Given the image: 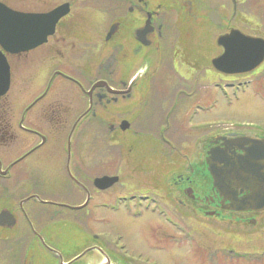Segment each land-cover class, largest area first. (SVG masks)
I'll return each instance as SVG.
<instances>
[{
	"label": "flooded vegetation",
	"instance_id": "flooded-vegetation-1",
	"mask_svg": "<svg viewBox=\"0 0 264 264\" xmlns=\"http://www.w3.org/2000/svg\"><path fill=\"white\" fill-rule=\"evenodd\" d=\"M203 1L205 3L197 7L195 0H183L178 6L181 14L177 16L191 18L193 23L194 19H199L198 15H204L205 21L202 17L201 19L203 25L207 27V22L211 24L209 13L213 11L220 18L219 25L212 26L216 27L219 36L228 34L231 30H238L246 36L264 41L263 35L252 33V29L255 31L259 29L255 17L252 14L247 15L243 11L245 7L240 8L243 5L241 2L246 0ZM121 2L123 3V0H109V5L114 9L109 10V19L112 21H115L113 18L118 16L117 10L123 7ZM0 3L12 11L34 15H45L64 4H67L70 9V3H62L46 12H32L11 8L1 1ZM157 4L152 5L150 1L149 5L147 0H137V3L130 4L126 14L119 15L118 22L111 23L104 36L106 51L110 52L115 50V47H121L122 55L128 60L124 64L140 65V72L137 71L134 76H131L128 83L119 80L120 87H115L110 81L109 78L114 79L117 73L115 69L108 70L116 62L114 55L110 56V62L104 67L109 71L108 78L91 82L87 89L80 81L56 69L50 75L45 89L22 110L15 124L1 117L0 149L3 150L5 142L10 144L18 139V133L31 136L36 141L8 162L4 153L0 151V179L9 180L10 172L18 165L32 161L33 163L27 168L30 171L29 175L41 176L45 181L42 182L43 185H37L33 179L30 186L38 189H24V185L20 184L21 174L14 177L11 183L0 185V214H2L0 264H163L156 259L133 254L127 250L122 234L92 231L93 224L107 223L105 217L101 218L102 216L97 215L98 210L112 214V217L116 214H124L129 220L139 219L145 215L153 216L160 222V227L155 230L158 242L168 241L176 246L183 243L188 246V252L207 264H264L263 249L235 247V244L250 242V235L254 236L253 234L260 229L264 232V211L233 209L231 203L213 188L206 164L207 152L223 144L221 138L245 137L264 142V123L241 122L236 126L222 123L211 126L207 125L206 121L193 122L196 117L193 112L196 104H203L192 102V104L177 107V102H174L169 109L172 108L173 119L171 120V114L166 116L169 112L166 108V114L160 117L163 125L160 126L159 133L152 131L156 136L150 133L146 134L147 136H141L144 140H148L149 145H152L144 151L149 152L145 156V161L142 160L143 154L137 155L135 161L125 166L122 175L114 172L113 175H94L86 180L82 178V171L73 169L74 134L86 118L95 117L96 107L103 104L110 105L122 99L131 100L132 97L139 102L149 93L151 97V93H156L151 90L152 87H156L151 81L156 80L158 83L160 79L162 80V76L157 72L162 66H165L176 79L192 82L191 90L197 83L202 82L207 73L205 66L203 67L205 69L197 76L196 65L179 64L178 61L179 55L189 56L186 50L188 52L194 50L196 41L205 44V41L199 39L195 32L200 28L207 33V29L204 26L195 27L193 24L187 26V30L184 27L174 26L176 25L172 20L174 15L161 13ZM68 15L55 24L53 33L46 35L41 45L28 52L4 53L9 66V59L20 58L34 50H40L48 43H52L51 40H53L52 45L55 46L56 56L59 55L61 60L64 58L68 60L70 55L68 45L71 42L67 35V27L63 33L57 35L58 30L63 27L62 22ZM164 22L167 24L165 25ZM34 27L37 29L32 31L30 28L31 31L27 34L10 31L11 36L14 38L16 34L21 35L22 39L41 40L44 38L42 32L49 29L45 21ZM97 27L98 30L94 28L90 30L97 34L94 38L98 39L100 32L99 26ZM2 37L0 40L9 47L21 46L24 41H13V39L8 41L4 40V35ZM164 45L173 53L168 54L169 65L164 61ZM174 49L177 51H173ZM0 50H2L1 45ZM218 55L220 54L216 57ZM263 65L264 60L256 69L262 68ZM58 78L79 88L82 97L86 98V108L79 113L72 112V115H76L72 121L67 119V107L62 106L59 100L55 102L51 98L52 84ZM232 80L235 79L229 77L226 81ZM97 81L105 82L113 92L107 91L106 88L92 89ZM189 93L186 94L187 98ZM156 95L152 97H157ZM164 105L163 103V107ZM131 108L141 112L138 115L140 117L144 115L143 109H151L147 111L148 113H152L154 109L153 104H149L145 108L139 105H125L118 107V110L126 115L134 113ZM161 111L163 114V109ZM32 112L40 117L39 126L30 120L29 125H25L28 115ZM125 126H128V123L124 121L122 126H119L120 131H127ZM185 126L188 135L186 138L180 132H184ZM171 127L172 132H170ZM149 139L153 141L150 142ZM52 140L55 142L54 145H51ZM156 143L162 147L160 152L155 151ZM152 153H158L166 163L163 169L164 175L160 177L162 185H159L155 192L122 193L111 190L120 177L134 175L128 172L129 170L136 168L144 172L146 169L155 168ZM175 155L182 158L181 165L173 162ZM145 162L151 165L144 167ZM32 172L36 174L31 175ZM105 177L116 178V182L110 186L105 184V187L96 185V180ZM107 190H111L114 196L109 195L110 198L107 196L108 200H105L107 197L104 194ZM164 193L167 198L163 197ZM104 197L105 199H102ZM108 220L114 221L112 218ZM172 229L177 231L176 234L168 231ZM230 241L233 242L232 248L228 247Z\"/></svg>",
	"mask_w": 264,
	"mask_h": 264
},
{
	"label": "rangeland",
	"instance_id": "rangeland-1",
	"mask_svg": "<svg viewBox=\"0 0 264 264\" xmlns=\"http://www.w3.org/2000/svg\"><path fill=\"white\" fill-rule=\"evenodd\" d=\"M9 7L32 12H46L53 9L54 7L62 3H70V12L62 22V28L58 30V34L64 32L67 27V35L69 36V57L68 60L64 58L61 60L59 55L56 56L54 53L55 46L52 43H48L40 50H34L29 52L25 56L20 58L9 59L10 63V87L9 91L4 97L0 99V120L1 117L4 120L12 121L13 124L19 119V115L22 110L32 102V100L40 94L46 87V84L53 71L60 70L67 75L80 81L85 89H87L91 82L100 79H107L109 72L108 70L115 69L116 77L110 79L114 83L115 87H120L119 80L129 82L131 76H134L139 70V66L124 64L128 60L124 58L121 52V47H115V50L110 52L106 51V43L104 42V36L108 30V27L113 22H118L119 15L123 16L126 14L130 4L137 3V0H123L122 8L117 10L115 21L109 19V10L112 6L109 5V0H0ZM118 1V0H117ZM150 5H158L161 13H171L174 15L173 23L174 26L184 27L187 30V26L193 24L195 27H202L204 15H198L199 18L194 19L191 23V18L177 16L181 14V10H178V6L182 4L183 0H147ZM197 7L205 2L201 0H195ZM211 3V1H210ZM243 5L240 8L245 7L243 11L248 14H252L258 22L259 29L255 31L252 29L253 34H260L264 36V1L263 0H246L241 2ZM214 5V4H213ZM117 7V3H116ZM211 8V7H210ZM112 9L111 11H113ZM242 10V9H241ZM120 13V14H119ZM99 16V17H98ZM179 18V19H178ZM204 20V18H203ZM205 21V20H204ZM166 25L167 23L164 22ZM99 26V37L90 29L94 28L98 30ZM205 29L208 30V34L212 28L211 24H208ZM184 34V32H181ZM198 38L203 40L205 35V44L201 41H196L194 51L200 55L202 61L197 59L194 65L195 73L198 74L203 71V65L206 62V67L209 62L208 52L213 48V44L207 40V33L203 29H198L195 32ZM56 35V36H57ZM186 35V34H185ZM208 41V43H207ZM119 42V41H118ZM130 45V43H129ZM131 46V45H130ZM165 48V45L163 46ZM134 49V48H133ZM180 50V49H178ZM173 51H177L174 49ZM181 51V50H180ZM165 55V64L168 63V54H173L169 49L163 50ZM178 53V52H177ZM116 57L114 66L108 70L104 67L110 62V56ZM131 56V55H130ZM65 62V63H64ZM170 64V60L168 65ZM162 66V65H161ZM129 68V69H128ZM159 68V67H158ZM200 70V71H199ZM159 75L162 76L160 81L152 80L151 83L156 85L155 88H151L152 92L158 93V95L150 93L145 96L142 101L131 98V100H119L116 103L110 105L98 106L95 108V117L86 118L76 130L74 134V140L72 143L73 151V169L82 171V178H92V176H103L113 175L114 172L117 174H123L125 166L135 161L137 155H144L143 161L146 160L148 153H145V149L151 148L147 139H143L141 136L149 133L153 136L163 123H161L160 117L166 114V108L169 110L173 106L174 102H177V107L181 105H188L192 102L201 103L206 106L205 112H198V115L193 122L201 121H229L238 123L239 121L264 123V65L260 69H256L253 73H244L237 77L233 81L248 80L251 82L246 93L240 95L239 100H236L235 94L232 90L225 93L220 92L215 84L221 82H228L224 79H219L218 75L213 71H208L202 79V82L197 83L196 87L191 90L192 82L182 81L180 78L176 79L171 72L162 66L157 70ZM181 73V72H180ZM158 75V76H159ZM122 77V79H119ZM249 82V83H250ZM191 88V89H190ZM179 90V91H178ZM191 90V91H190ZM150 92V91H149ZM189 93L188 98L186 97ZM157 97H152V96ZM159 96V97H158ZM51 98L56 102L59 100L62 102V106L67 108V119L72 121L76 115H72V112L77 111L79 113L82 109L87 106L86 98L82 97V94L76 86L66 80L56 79L52 84ZM192 100V101H191ZM194 100V101H193ZM163 103L165 104L163 107ZM149 104H153L154 109L152 113H148L151 109H143V117L138 116L141 112H137V109L125 115L118 107L125 105H139L147 107ZM190 104V105H191ZM184 106V107H185ZM160 108V109H158ZM163 109V114L162 110ZM167 110V111H168ZM156 111H159L158 113ZM188 109L185 111V115ZM76 113V114H77ZM135 116H134V115ZM171 114V120L173 119L172 108L167 112V115ZM27 118L25 125H29L28 121L35 123L39 126V116L37 113L32 112ZM137 116V117H136ZM127 122L128 126L123 132L120 131L119 126ZM171 122V121H170ZM113 128V129H112ZM187 127H184V132L180 131L183 137H188L186 134ZM172 127L170 132H172ZM18 139L8 144L5 142L3 150L6 161H10L20 152L26 150L36 140L28 135L18 133ZM17 135V134H16ZM158 135V134H157ZM178 138L180 136L178 134ZM64 139V138H63ZM61 139V140H63ZM127 140L124 142V140ZM60 142V140H57ZM150 142L153 140L149 139ZM54 140L51 141V145H54ZM187 143H190L187 141ZM6 145V146H5ZM162 147L156 143V152H160ZM153 161L155 162V168L146 169L144 172L135 169H131L128 172H132L134 175H126L120 177L118 182L111 187V190L115 192H145V191H156L159 185H162L161 175H164V158L160 157L158 153H152ZM35 159V158H34ZM38 159V158H36ZM34 161V160H33ZM36 161V160H35ZM173 162L182 164V158L175 155ZM33 162L22 163L18 165L15 170L10 172L11 176L9 180H1V184H8L12 182L14 177L20 176V184L24 185V189L29 188L31 190L38 189L30 186L35 179V184H42L45 181L41 176H30L28 165ZM37 163V162H36ZM151 164L145 162L144 167H149ZM143 168V167H142ZM116 169V170H115ZM28 173V175L26 174ZM36 172H32V174ZM34 177V178H33ZM58 179V178H57ZM111 190H107L104 195L114 196ZM28 193V192H27ZM44 196H47L44 194ZM108 197L105 200H108ZM164 198H167L166 193L163 194ZM110 198V197H109ZM98 216L105 217L107 223L99 222L93 224L91 230L95 232L106 231L111 234H122L124 241L127 244V250L133 254H140L147 256L151 259H156L158 262L163 264L177 263V264H207L198 260L193 253L188 252V246L181 243L180 245H172L168 241L158 242L155 234L157 227H160V222L157 218L145 215L139 219H128L124 214H116L112 217L105 211L98 210ZM99 218V220H102ZM109 218L114 221L108 220ZM264 230V229H263ZM171 233L176 234V230H168ZM259 234V235H258ZM250 235V242H243L235 244V247H241L243 249H256L260 248L264 250V232L260 231ZM258 235V236H257ZM261 235V236H260ZM230 247L232 245L229 242ZM234 246V245H233ZM232 248V246H231Z\"/></svg>",
	"mask_w": 264,
	"mask_h": 264
},
{
	"label": "water",
	"instance_id": "water-1",
	"mask_svg": "<svg viewBox=\"0 0 264 264\" xmlns=\"http://www.w3.org/2000/svg\"><path fill=\"white\" fill-rule=\"evenodd\" d=\"M68 12L69 7L65 4L45 15L23 14L13 12L0 3V38L4 35V40H24L21 46L16 47H9L0 40L3 50L14 54L27 52L41 45L46 35L53 33L55 24ZM209 20L214 25H219L220 18L214 12L209 14ZM44 21L49 29L42 32L44 38L41 40L22 39L21 35L15 34L35 31L37 28L34 26ZM10 31L15 32L14 38ZM216 44L222 49V53L212 60L211 66L219 73H248L264 60V41L246 36L238 30H231L228 34L220 36ZM133 82L134 80L130 86ZM101 86L113 92L102 82L95 84L92 89ZM8 88L9 68L0 52V96L4 95ZM221 141L223 144L207 152L206 164L213 188L237 211H264V142L245 137L221 138ZM115 182L116 178H101L95 183L105 187V184L110 186ZM1 217L2 214L0 220Z\"/></svg>",
	"mask_w": 264,
	"mask_h": 264
},
{
	"label": "bare ground",
	"instance_id": "bare-ground-1",
	"mask_svg": "<svg viewBox=\"0 0 264 264\" xmlns=\"http://www.w3.org/2000/svg\"><path fill=\"white\" fill-rule=\"evenodd\" d=\"M197 29V28H196ZM205 41V35L203 36V42ZM186 53L189 55V56H181V55H179V59H178V61H179V64H182V63H184V64H193V63H195V61L197 60V59H195V57L194 56H196V57H199L200 59L198 60V61H202V58H201V52H198L197 54L195 53V51L194 50H192V51H190V52H188L187 50H186ZM155 57H156V55H155ZM156 59L157 60H159L157 57H156ZM174 60H176L175 59V55H174ZM160 61V60H159Z\"/></svg>",
	"mask_w": 264,
	"mask_h": 264
}]
</instances>
